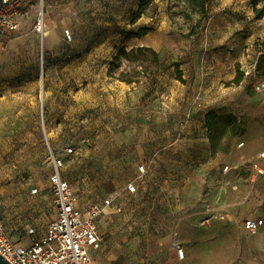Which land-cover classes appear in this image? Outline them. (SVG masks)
I'll use <instances>...</instances> for the list:
<instances>
[{
	"label": "rangeland",
	"instance_id": "rangeland-1",
	"mask_svg": "<svg viewBox=\"0 0 264 264\" xmlns=\"http://www.w3.org/2000/svg\"><path fill=\"white\" fill-rule=\"evenodd\" d=\"M140 1L37 0L22 30L0 35V218L15 242L29 241L31 225L45 230L55 216L52 157L61 155L82 203L115 195L123 204L98 220L104 244L94 264H264V224L242 226L251 204L264 219V176H252L264 149V95L252 91L264 71V16L253 0H213L199 33L188 36L189 22L170 20L169 0L134 23ZM143 26L147 34H133ZM124 45L159 52L160 67L147 54L141 84L110 76ZM130 63L115 73L134 75ZM211 110L247 125L216 156Z\"/></svg>",
	"mask_w": 264,
	"mask_h": 264
},
{
	"label": "built area",
	"instance_id": "built-area-1",
	"mask_svg": "<svg viewBox=\"0 0 264 264\" xmlns=\"http://www.w3.org/2000/svg\"><path fill=\"white\" fill-rule=\"evenodd\" d=\"M35 1L3 0L0 7V35L22 30ZM37 22L36 27L41 29L42 18L39 17ZM68 38L72 39L70 32ZM252 91L256 96L264 95V71L253 84ZM72 152L73 148L70 147L66 154ZM65 166L64 156L53 155L49 177L55 216L42 233L31 225L28 228L29 241L15 242L0 218V254L11 264H94V254L104 244L98 219L106 209L121 211L123 204L115 200V195H109L101 202L82 203L76 188L64 173ZM145 171V165H141L140 172ZM252 171V176H264V149L252 162ZM38 190L35 188L34 192ZM127 190L134 194L138 187L135 183H129ZM263 224L261 217H247L242 221V226L249 232H255ZM176 253L180 259H184L185 247L176 243Z\"/></svg>",
	"mask_w": 264,
	"mask_h": 264
},
{
	"label": "trees",
	"instance_id": "trees-1",
	"mask_svg": "<svg viewBox=\"0 0 264 264\" xmlns=\"http://www.w3.org/2000/svg\"><path fill=\"white\" fill-rule=\"evenodd\" d=\"M259 1L264 2V0H253L257 18L264 16V5L262 7H258ZM212 2L213 0H169V18L172 23H176L180 27L183 26L182 20L189 22L191 29L187 35L195 36L199 33L204 20L207 18ZM158 7L159 4L156 0H141L139 8L134 14L133 22L135 23L145 15L153 17L154 14L157 13ZM149 30L150 27L143 26L137 33L133 34L143 36L147 34ZM136 52L144 54L145 57H132L131 55ZM147 54H152L159 66L161 62L159 52L150 46L143 45L132 47L130 49L125 45L120 47L111 62L109 69L110 76L128 84H141L145 81V79L141 77V74H143L148 68V65H145V61H147L148 57ZM126 59L132 61L130 64L133 66L134 75L130 73L117 75L115 73V68ZM257 65L260 68L264 67V50L258 57ZM176 71L178 77L181 79L183 71L180 69L178 63H176ZM158 74L159 70L154 72L153 77L147 83L150 84L151 82H154ZM234 80L238 82V76H236ZM205 121L208 130V137L211 141L212 154L214 156L220 152H229L233 145L234 138L244 133L247 129L246 123L232 112L219 113L215 110H211L206 113Z\"/></svg>",
	"mask_w": 264,
	"mask_h": 264
},
{
	"label": "crops",
	"instance_id": "crops-1",
	"mask_svg": "<svg viewBox=\"0 0 264 264\" xmlns=\"http://www.w3.org/2000/svg\"><path fill=\"white\" fill-rule=\"evenodd\" d=\"M263 180H264V179H262V181H263ZM259 189H260V194L263 193V190H264V189H262V188H259ZM245 204L250 205V204H251V201H249V200L244 201V205L241 207V210H240L242 214H244V212H245V209H244ZM250 206L252 207V208L250 207L252 210H251V212L249 213V215H251V216H248V217L255 218L257 214L259 215V216H257V217H260V215L262 214V209H261V211H259V209H258V205L253 206V205L251 204ZM255 213H256V215L253 216ZM103 214H104V213H103ZM103 214H102V215H103ZM102 215H101V216H102ZM100 218H101V217H100ZM100 218H99V219H100ZM99 219H98V220H99ZM26 242H27V241H26ZM176 254H177V253H176ZM186 255H187V251H186ZM177 256H178V255H177ZM184 259H186V256H185Z\"/></svg>",
	"mask_w": 264,
	"mask_h": 264
},
{
	"label": "water",
	"instance_id": "water-1",
	"mask_svg": "<svg viewBox=\"0 0 264 264\" xmlns=\"http://www.w3.org/2000/svg\"><path fill=\"white\" fill-rule=\"evenodd\" d=\"M2 2L3 0H0V7L2 5ZM0 264H11L5 257H3L1 254H0Z\"/></svg>",
	"mask_w": 264,
	"mask_h": 264
}]
</instances>
